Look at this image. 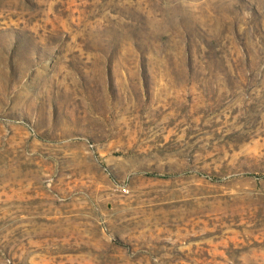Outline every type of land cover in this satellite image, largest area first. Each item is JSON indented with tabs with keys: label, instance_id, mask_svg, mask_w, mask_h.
<instances>
[{
	"label": "rangeland",
	"instance_id": "rangeland-1",
	"mask_svg": "<svg viewBox=\"0 0 264 264\" xmlns=\"http://www.w3.org/2000/svg\"><path fill=\"white\" fill-rule=\"evenodd\" d=\"M0 264H264V0H0Z\"/></svg>",
	"mask_w": 264,
	"mask_h": 264
}]
</instances>
